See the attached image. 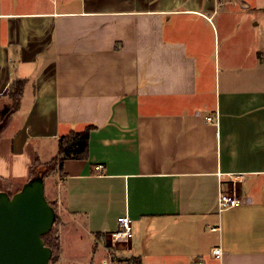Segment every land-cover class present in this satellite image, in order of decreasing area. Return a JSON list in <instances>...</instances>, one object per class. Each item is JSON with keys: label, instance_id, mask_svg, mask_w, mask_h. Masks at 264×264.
<instances>
[{"label": "crops", "instance_id": "obj_1", "mask_svg": "<svg viewBox=\"0 0 264 264\" xmlns=\"http://www.w3.org/2000/svg\"><path fill=\"white\" fill-rule=\"evenodd\" d=\"M18 78L2 190L93 126L45 178L62 261L264 264V0H0V99ZM223 190L244 201L219 210Z\"/></svg>", "mask_w": 264, "mask_h": 264}, {"label": "water", "instance_id": "obj_2", "mask_svg": "<svg viewBox=\"0 0 264 264\" xmlns=\"http://www.w3.org/2000/svg\"><path fill=\"white\" fill-rule=\"evenodd\" d=\"M55 221L41 172L12 196L0 191V264H51L43 235Z\"/></svg>", "mask_w": 264, "mask_h": 264}, {"label": "trees", "instance_id": "obj_3", "mask_svg": "<svg viewBox=\"0 0 264 264\" xmlns=\"http://www.w3.org/2000/svg\"><path fill=\"white\" fill-rule=\"evenodd\" d=\"M26 84L27 80L25 78L15 79L3 92L4 96L8 95L11 98V101L6 103L3 108H0V129L6 123L8 118L21 107ZM92 129L93 126L90 125L82 131L73 130L69 134L62 135L59 139V152L57 155L48 161H41L37 159L30 168L29 179L34 178L40 172L42 173L44 179L50 175L58 173V171L62 169L63 163L66 159L87 158L89 155V139ZM4 182L6 181L0 178V185H3ZM23 185L9 190L8 193L11 196L14 195L23 187ZM0 191L4 190L0 188ZM46 197L56 211V221L53 227L43 235L45 244L50 246L53 250L51 257V261H53L54 259L58 260L61 257L62 246L59 235V226L64 225V221L58 213V201L50 199L47 195ZM91 264L94 263L92 262ZM130 264H141V260L134 258L130 261Z\"/></svg>", "mask_w": 264, "mask_h": 264}, {"label": "built area", "instance_id": "obj_4", "mask_svg": "<svg viewBox=\"0 0 264 264\" xmlns=\"http://www.w3.org/2000/svg\"><path fill=\"white\" fill-rule=\"evenodd\" d=\"M208 121H213L212 117H208ZM96 169L102 173L104 170L103 164H98ZM244 200L242 198L231 195L229 192L221 191L218 199L219 210H224L233 206H236L242 203ZM118 228L111 232V239L113 243L119 241H126L133 237L134 229H133V219L129 215H122L118 218ZM214 230L219 229V227H214ZM214 254L217 257H221L223 254V250L221 247H217L214 249ZM102 264H113V259L111 257L102 261Z\"/></svg>", "mask_w": 264, "mask_h": 264}, {"label": "rangeland", "instance_id": "obj_5", "mask_svg": "<svg viewBox=\"0 0 264 264\" xmlns=\"http://www.w3.org/2000/svg\"><path fill=\"white\" fill-rule=\"evenodd\" d=\"M8 98V99H7ZM6 100H9V101H11V98L7 95V97H5V98H3V99H0V108H3L4 107V102H6ZM24 181V178H18V179H16V182H14V183H9V184H7V185H5L7 188H12V187H14V186H16V187H21L22 185H23V182ZM15 188V187H14ZM51 197V199H52V196H50ZM109 241L107 242L108 243V245L112 248V247H115L114 246V243L112 242V240L111 239H108ZM102 246H104V244H102ZM109 249L110 250V252H112V249ZM89 254V253H88ZM87 253H86V256H85V258L87 257V255H88ZM97 256H99V258L101 257L100 255H97ZM51 264H68L67 262H65V261H62L61 259H54L53 261H51Z\"/></svg>", "mask_w": 264, "mask_h": 264}]
</instances>
